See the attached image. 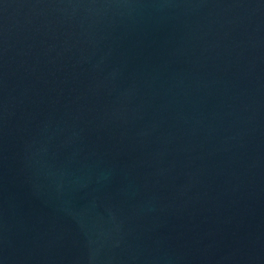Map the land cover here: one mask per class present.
<instances>
[{
	"label": "water",
	"instance_id": "water-1",
	"mask_svg": "<svg viewBox=\"0 0 264 264\" xmlns=\"http://www.w3.org/2000/svg\"><path fill=\"white\" fill-rule=\"evenodd\" d=\"M0 264H264V0H0Z\"/></svg>",
	"mask_w": 264,
	"mask_h": 264
}]
</instances>
